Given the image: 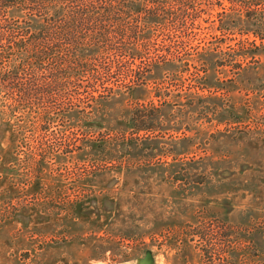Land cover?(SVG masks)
<instances>
[{
    "label": "rangeland",
    "instance_id": "1",
    "mask_svg": "<svg viewBox=\"0 0 264 264\" xmlns=\"http://www.w3.org/2000/svg\"><path fill=\"white\" fill-rule=\"evenodd\" d=\"M178 1L89 0L137 26L120 55L100 31L78 47L52 35L89 65L144 58L131 66L145 75L132 90L118 72L114 92L95 101L80 69L48 117L0 99V264H264V39L254 35L264 38V0L250 20L225 0H188L203 12L188 20L193 36L137 12ZM74 7L51 5L52 32ZM169 44L186 47L183 61L151 63ZM137 119L150 135L133 131ZM70 142L79 149L57 145Z\"/></svg>",
    "mask_w": 264,
    "mask_h": 264
},
{
    "label": "trees",
    "instance_id": "2",
    "mask_svg": "<svg viewBox=\"0 0 264 264\" xmlns=\"http://www.w3.org/2000/svg\"><path fill=\"white\" fill-rule=\"evenodd\" d=\"M88 1L89 0H0V99L3 100V102H11V107L14 106L15 108L13 109L18 110H32L33 107L38 109L42 108L46 111L45 117H48L50 113H53L51 101H58L65 98V90L68 85L74 83L70 78V73H74V71L78 72L82 69L83 75L88 72L89 82L87 83V87L91 89L90 94H92V96L90 97L95 101H99V98L111 95L114 92L115 84L113 82L118 72L121 77H125L126 85L129 84V86H126L128 90H132L133 86L140 85V83L144 81L145 75L142 72L131 69L134 61H143L144 58L142 57H131V53H129L126 55L127 57H123V55L121 57L117 56L118 58L114 65L103 63L97 67V65H89L87 62H84L87 59L82 61L78 51L74 49L71 51L64 50L62 45L52 42V39L55 37L57 40L78 47L82 44L80 41L85 39V35H82V33L91 30L100 31L98 33L102 38L107 40L108 47L111 51L120 55L123 51V47L126 45L127 39H140L137 26H129L130 29L125 26L126 24L124 23L123 17H128V13L126 14L123 11L117 12L115 7L111 5L109 7L100 8L103 2L94 5L87 3ZM95 1L100 2L101 0ZM209 1L211 5L214 0ZM225 1L229 2L230 6L227 8H230V10L234 8L245 10V17L250 20L253 19V15H256L254 8L258 6L260 0ZM53 4H73L75 6L72 16H69V20H67V17L57 15V19L60 17L62 18L60 19L61 21L57 22L56 32H52L50 22L53 21L47 17V11ZM164 6V3L161 5L157 3L155 6L153 5L147 8V10H137V12H140L139 15L141 16L144 11L147 19L146 21L149 23L162 20L164 16L168 17V19L171 18L172 22H176L173 23L172 26L175 27L178 24L182 26V28L185 27V33H188L189 29L187 26L188 20L192 23H196L203 14L202 10H196L195 8L191 9L188 0L178 1L175 9L168 8L166 10ZM219 7L222 10L227 9L226 6L222 7V5H220ZM16 8H21L25 13V17L13 18L10 14L11 11ZM209 10L210 11L206 12L208 18L213 14L212 6ZM130 13L132 12L129 11V15ZM188 15L189 17H187ZM118 16H120L121 19H119ZM35 17L41 19V23L38 22V26L40 24V27L33 30V18ZM139 19L140 18H137L136 20L138 21ZM117 28H121V31L117 32ZM124 28L125 30H122ZM113 34L118 35L120 39L117 38L114 40L116 36L113 37ZM189 35L193 36L192 32H190ZM254 35L261 40L264 39L260 36H256L255 33ZM169 41L172 43L173 38L169 37ZM183 46H185L184 42L182 43V47ZM146 47H150V44H147ZM182 47L178 51L173 52L175 47L173 48L171 44L167 45L168 53L164 50L162 54L158 53L154 54V56H150V60H152L151 63L157 65L159 63L167 64L175 60L183 61V56L185 55L183 49L186 47ZM257 49H259V47ZM146 50L149 52L148 48ZM252 57L255 58V56ZM187 63L186 66L189 65V63ZM238 66L242 67L243 63H238ZM74 75L73 79L80 76L75 73ZM82 84V79L78 77L77 80H75V87L81 90ZM77 95L78 97L75 99L78 101L80 107V92H78ZM72 106L73 108H71V110L78 108L77 104L74 102H72ZM152 106L154 111L159 112L160 109L156 108L154 103H152ZM141 112H144V110H141ZM151 125L152 124L146 125V123L144 125L142 119H137V121L133 123L132 128L133 131L139 133L144 132L146 135H150L153 129ZM44 138L45 136L36 139L38 146L44 145ZM57 145L63 146L64 151L67 153L75 152V148L79 149L76 144L71 142L68 145Z\"/></svg>",
    "mask_w": 264,
    "mask_h": 264
}]
</instances>
